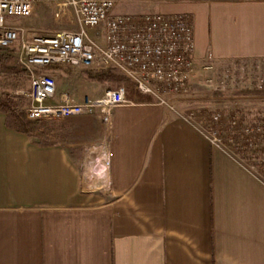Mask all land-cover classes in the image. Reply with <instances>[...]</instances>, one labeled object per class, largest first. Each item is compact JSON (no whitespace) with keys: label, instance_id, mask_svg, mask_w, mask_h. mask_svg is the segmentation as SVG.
<instances>
[{"label":"crops","instance_id":"crops-1","mask_svg":"<svg viewBox=\"0 0 264 264\" xmlns=\"http://www.w3.org/2000/svg\"><path fill=\"white\" fill-rule=\"evenodd\" d=\"M205 16L217 56L264 58V0ZM127 98L109 126L71 116L45 142L0 111V264H264L260 175L150 96Z\"/></svg>","mask_w":264,"mask_h":264},{"label":"built area","instance_id":"built-area-1","mask_svg":"<svg viewBox=\"0 0 264 264\" xmlns=\"http://www.w3.org/2000/svg\"><path fill=\"white\" fill-rule=\"evenodd\" d=\"M44 2L60 3L71 9L79 28L20 39V30L8 21L29 16L36 4ZM115 6V0H0V50L20 41L17 60L30 74L27 93L30 103L26 109L29 120L64 119L98 111L103 123L109 126L112 109L132 103L124 86L106 89L97 98L85 96L81 102L69 93H62L56 99L55 78L34 71L50 65L85 69L113 67L131 81L140 94L172 110L169 98L189 94L195 51L191 17L161 13L119 15L114 13ZM89 29L103 38V44L90 37ZM178 114L199 125L208 141L222 149L227 144L223 141L224 133L238 136L243 146L252 149L261 134L259 126L239 124L232 115L229 130L226 126L221 128L219 111L211 115L208 125L197 122L194 111ZM108 163L104 161L105 165Z\"/></svg>","mask_w":264,"mask_h":264},{"label":"rangeland","instance_id":"rangeland-1","mask_svg":"<svg viewBox=\"0 0 264 264\" xmlns=\"http://www.w3.org/2000/svg\"><path fill=\"white\" fill-rule=\"evenodd\" d=\"M114 13L137 15L146 13L187 14L192 19L195 51L193 56L194 74L190 80V92L186 96L169 98L172 112L187 114L194 111L197 122L211 124V115L221 112L220 127L226 125L231 115L248 126H259L261 134L255 145L256 151L243 146L236 135L223 134L224 149L238 156L242 162L264 180V58L225 59L217 56L216 22L206 19V10L217 3L231 4L243 0H115ZM9 25L18 28L20 39L38 35H53L62 30L79 28L74 12L60 3L44 2L35 5L26 17L12 18ZM90 37L100 45L101 38L93 29ZM20 41L11 48L0 50V97L10 100L18 109L25 111L30 103L27 93L30 88V74L17 60ZM61 70V71H60ZM67 65H50L34 69L37 73L52 75L56 82L65 81L71 75L64 89L71 95H87L95 98L103 91L124 86L127 96L139 94L134 84L113 67L100 69L79 68L78 71ZM64 78V80L62 79ZM88 82H85V80ZM83 80V81H82ZM90 83V84H89ZM94 84V85H93ZM93 88V90H92ZM99 88V90H98ZM92 90V91H91ZM94 96V97H93ZM9 116V115H8ZM41 131L49 137L62 138L61 119L37 120ZM228 127H226L227 129ZM243 146V147H242Z\"/></svg>","mask_w":264,"mask_h":264},{"label":"trees","instance_id":"trees-1","mask_svg":"<svg viewBox=\"0 0 264 264\" xmlns=\"http://www.w3.org/2000/svg\"><path fill=\"white\" fill-rule=\"evenodd\" d=\"M11 48V47H10ZM0 111L8 114V124L13 127L14 129L28 135V136H36L40 138L43 142L48 140L44 134V132L40 131L39 125L37 124V120H29L27 118L26 112L18 109L10 100L7 98L0 97ZM234 116V115H233ZM229 119L230 116L227 118L226 127L229 130ZM239 124L243 123L244 121L241 119H237ZM264 127V125H263ZM264 140V133L262 135V141ZM256 151V148L252 151ZM254 151V153H255Z\"/></svg>","mask_w":264,"mask_h":264}]
</instances>
